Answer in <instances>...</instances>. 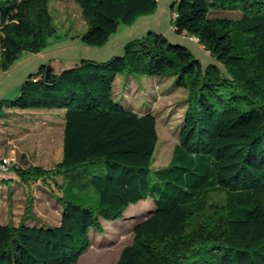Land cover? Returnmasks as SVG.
<instances>
[{"label":"trees","instance_id":"16d2710c","mask_svg":"<svg viewBox=\"0 0 264 264\" xmlns=\"http://www.w3.org/2000/svg\"><path fill=\"white\" fill-rule=\"evenodd\" d=\"M50 1L0 0V75L22 52H41L56 36ZM75 1L88 23L81 40L93 46L159 5ZM227 10L239 16H219ZM171 23L222 66H204L186 45L149 31L106 60L84 58L60 72L42 64L16 98L0 99V119L11 108L66 110L63 156L54 167L13 163L0 170L13 171L16 184L54 180L60 222L32 223L29 211L17 225L0 222V264L75 263L91 231L103 230L100 217L121 219L148 197L154 207L134 223V239L114 264H264V0H179ZM122 72L176 76L188 90L179 141L164 167H152L155 113L114 98ZM87 166L93 169L78 170Z\"/></svg>","mask_w":264,"mask_h":264},{"label":"rangeland","instance_id":"374dc122","mask_svg":"<svg viewBox=\"0 0 264 264\" xmlns=\"http://www.w3.org/2000/svg\"><path fill=\"white\" fill-rule=\"evenodd\" d=\"M174 4V8L172 5ZM179 0H159L157 9L140 16L133 24H122L108 41L100 46L84 43L79 35L88 27L80 5L75 0H51L50 10L57 27V34L38 53L24 51L10 67L0 75V99H14L19 95L22 83L30 73L42 64L50 65L55 72L75 66L84 58L106 60L122 54L127 41L137 38L144 31L160 32L169 41L186 45L203 65L210 63L222 66L197 40L177 34L171 23V13L176 11ZM215 15V14H214ZM219 16L238 17L232 11L220 12ZM87 26V27H85ZM139 36V35H138ZM176 76L119 73L114 81V98L135 110L153 111L157 116L158 144L154 153L153 168L166 166L179 141L180 123L187 105L188 90L177 86ZM64 108L8 109L0 119V158L6 157L13 163L29 164L43 168L54 167L63 156ZM92 166L82 167L81 172H90ZM17 176L13 171H0V222L17 225L24 213L34 216L42 224L55 225L61 217V189L54 182L39 180L23 183L9 179ZM61 183L63 178H56ZM93 198V192H89ZM213 198H221L214 194ZM154 207L152 197L131 204L125 216L118 220L102 217L103 230L91 231V243L72 264H114L122 248L134 239V223L149 215Z\"/></svg>","mask_w":264,"mask_h":264},{"label":"built area","instance_id":"2783aa9c","mask_svg":"<svg viewBox=\"0 0 264 264\" xmlns=\"http://www.w3.org/2000/svg\"><path fill=\"white\" fill-rule=\"evenodd\" d=\"M190 38L197 40L196 37H190ZM9 165H10L9 159L6 157H2L0 160V170H6Z\"/></svg>","mask_w":264,"mask_h":264},{"label":"crops","instance_id":"0c3cea01","mask_svg":"<svg viewBox=\"0 0 264 264\" xmlns=\"http://www.w3.org/2000/svg\"><path fill=\"white\" fill-rule=\"evenodd\" d=\"M85 27H87V26H85ZM82 33H83V32H81L80 35H81ZM143 33H145V32L142 31V32L138 33L136 37H140V36L144 35ZM80 35H79V38L81 39ZM138 35H139V36H138ZM50 42H51V41H50Z\"/></svg>","mask_w":264,"mask_h":264},{"label":"water","instance_id":"95a60500","mask_svg":"<svg viewBox=\"0 0 264 264\" xmlns=\"http://www.w3.org/2000/svg\"><path fill=\"white\" fill-rule=\"evenodd\" d=\"M50 72V68L47 69V74Z\"/></svg>","mask_w":264,"mask_h":264}]
</instances>
